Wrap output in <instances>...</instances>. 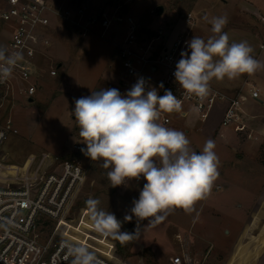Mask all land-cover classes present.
I'll use <instances>...</instances> for the list:
<instances>
[{
	"label": "rangeland",
	"instance_id": "374dc122",
	"mask_svg": "<svg viewBox=\"0 0 264 264\" xmlns=\"http://www.w3.org/2000/svg\"><path fill=\"white\" fill-rule=\"evenodd\" d=\"M52 1L71 6L86 4L93 11L106 8L113 11L112 6L115 5V0ZM158 5L164 7L162 14L156 12ZM239 6L237 0L225 3L222 0H134L124 6L123 10L138 20L143 34L158 33L161 30V39L167 42L181 32H188L189 40L193 36L207 39L212 35L209 21L222 15H227L229 24L224 31L228 35L234 31L237 38L243 39L246 28L231 27V21H239L236 19L238 11L235 12ZM188 12L194 15V25L186 21ZM1 27L0 22V29ZM102 30L97 25L92 33L82 37L71 22L59 24L54 29L51 54L44 62L45 74L39 80L34 99L29 100L16 91L12 103L7 107L18 129L17 133L7 134L0 150L9 163L10 173L16 168L24 171L30 166L29 156L40 155L42 152H50L61 160H79L87 169V176L79 189L69 222L74 228L85 232L89 230L92 236L90 240L94 241H90L92 244L107 247L111 242L128 264H167L169 256L179 252L182 247L194 251H199L198 247L203 249L205 254L200 256L203 264H249L227 250L245 220L244 211L249 207L250 199L261 188V178L254 171L264 169V142L259 150L255 142L254 145L249 142V148L240 147L238 144L228 143L221 136L215 137L219 131L218 122L213 124L214 132L209 136L202 130L206 122H202L198 116L196 118L194 110L188 108L187 115L176 113L172 128L186 134L193 150L202 151L209 138L215 141L219 176L208 196L196 203L194 211L185 213L183 209H175L155 225L148 224L147 219L138 221L134 216L131 221L124 219L126 215H131L132 201L139 198L142 186L126 183L111 187L106 175L108 170L101 166L102 162L92 161L74 149L75 143L82 142L72 112L75 100L90 96L92 91L113 88L109 78L113 73L122 71L116 43L125 35L126 24L113 23L104 35ZM186 50L187 45L183 51ZM51 67L57 69L55 76L46 72ZM216 107L212 109L207 121L215 115ZM193 118L197 120L196 127L191 126ZM227 127L231 125H221V129ZM218 184H221V188L217 190ZM89 198L98 199L100 208L113 213L121 221L122 232L138 231L137 239L122 244L123 252L119 249L121 243L118 240L102 235L95 228L86 205ZM240 203L243 207L239 206ZM192 233L201 237L205 244L198 243Z\"/></svg>",
	"mask_w": 264,
	"mask_h": 264
},
{
	"label": "built area",
	"instance_id": "2783aa9c",
	"mask_svg": "<svg viewBox=\"0 0 264 264\" xmlns=\"http://www.w3.org/2000/svg\"><path fill=\"white\" fill-rule=\"evenodd\" d=\"M133 1L115 0L113 11L109 8L93 11L86 4L71 6L52 0H2L0 45L7 47L9 52L22 51L24 60L6 82L0 83V150L7 134L18 132L7 110L15 92L29 100L34 99L39 80L45 74L44 62L51 54L53 31L57 25L69 22L82 37L92 33L97 25L103 29L104 35L113 23L126 24L125 35L116 43L122 71L113 88L121 94L143 78L146 88L156 87L159 95L171 90L182 101L186 115L190 108L201 121H206L215 104L226 101L228 105L222 125L229 126L243 120L245 95L242 91L229 95L210 84L211 91L203 101L186 93L173 73L181 58L180 53L189 41V33L181 32L167 42L161 39V30L143 34L138 20L123 10ZM186 21L194 25L191 12L187 13ZM46 72L55 76L57 69L51 67ZM248 92L253 99H259L260 89L255 83L249 81ZM175 114L161 113L159 122L172 128ZM81 148H86L83 142L74 144L76 152H81ZM29 158L31 163L27 169L16 168L10 173L9 163L0 153V264H71L72 256L65 242L86 246L103 264H128L110 240L107 247L92 244L94 241L90 240L89 230L74 228L69 222L79 189L87 176L84 165L77 159L61 160L50 152L32 154ZM145 182L141 177L127 183L143 187ZM219 188L217 185L216 189ZM96 233L100 235L98 231ZM167 264H203V261L182 247L169 256Z\"/></svg>",
	"mask_w": 264,
	"mask_h": 264
},
{
	"label": "clouds",
	"instance_id": "9594fccd",
	"mask_svg": "<svg viewBox=\"0 0 264 264\" xmlns=\"http://www.w3.org/2000/svg\"><path fill=\"white\" fill-rule=\"evenodd\" d=\"M209 23L212 35L207 39L193 36L186 41L187 50L181 51L173 73L186 93L201 101L209 95L213 79L231 81L264 69V63L252 55L254 49L248 41L229 42L224 31L227 15L215 16ZM23 60L22 51L9 52L0 45V83L9 79ZM72 112L86 145L81 152L92 161L102 162L111 187L141 177L146 181L125 221L134 216L155 225L175 209L191 213L196 203L208 196L219 176L213 139H207L202 151L197 152L183 131L159 122L161 113L186 115L182 101L171 90L159 95L156 87L146 88L145 80L140 78L124 94L116 88L92 91L90 96L75 100ZM86 205L99 232L121 244L137 239L138 231L122 232L121 221L100 208L98 199L89 198ZM65 243L71 264H103L86 246Z\"/></svg>",
	"mask_w": 264,
	"mask_h": 264
},
{
	"label": "crops",
	"instance_id": "0c3cea01",
	"mask_svg": "<svg viewBox=\"0 0 264 264\" xmlns=\"http://www.w3.org/2000/svg\"><path fill=\"white\" fill-rule=\"evenodd\" d=\"M228 1L229 0H222L224 3ZM1 2L2 0H0V4ZM237 2L240 6L235 12L238 11V18L236 19L239 21L233 22L230 20L233 23L231 27L240 26V28H246L247 31L244 33L245 37L243 39L237 38L233 31V34H229V42L248 41L254 49L252 55L264 63V0H237ZM120 73H113L111 78H109L113 85L117 81ZM249 81L255 83L259 87V99H253L250 96L248 92ZM210 84L229 95H235L239 91L244 92L243 120L239 123L232 124L234 126L231 125V127L221 129V121L228 103L226 101H220V103L215 104L217 107L213 118L209 121H202L206 122L202 128L203 132L211 136L214 132L213 124L218 122L220 124L218 127L219 131L215 134V137L221 136L225 141H229L228 143L238 144V146H243L245 148L251 146L249 142H251L252 145H254L255 142L259 150L261 143L264 142V69L257 71L253 75L244 74L231 81L227 78L223 81H216L213 79ZM195 121L197 122L194 118L191 119V126H197ZM251 138H253L252 141H250ZM254 172L258 173L261 178V188L256 194L254 193L253 199H250L249 207L244 211L245 220L234 242L229 245L227 251L233 256L247 261L249 264H264V169H256ZM218 185H220L221 188V184ZM239 206L243 207L241 203ZM229 231L228 229L227 232ZM194 236L198 243L205 244L201 237L195 234ZM198 248L199 251L198 249L190 251L201 259L205 252L200 247Z\"/></svg>",
	"mask_w": 264,
	"mask_h": 264
},
{
	"label": "water",
	"instance_id": "95a60500",
	"mask_svg": "<svg viewBox=\"0 0 264 264\" xmlns=\"http://www.w3.org/2000/svg\"><path fill=\"white\" fill-rule=\"evenodd\" d=\"M163 11H164V7H163V5H158L157 8H156V12H157L158 14H162ZM31 100H32V99H31ZM198 152H199V151H198Z\"/></svg>",
	"mask_w": 264,
	"mask_h": 264
},
{
	"label": "trees",
	"instance_id": "16d2710c",
	"mask_svg": "<svg viewBox=\"0 0 264 264\" xmlns=\"http://www.w3.org/2000/svg\"><path fill=\"white\" fill-rule=\"evenodd\" d=\"M119 249H120L121 252L124 251V250H123V245H122V244H120Z\"/></svg>",
	"mask_w": 264,
	"mask_h": 264
}]
</instances>
